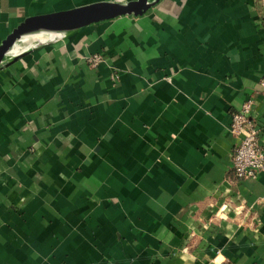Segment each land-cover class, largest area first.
I'll return each mask as SVG.
<instances>
[{
    "label": "crops",
    "instance_id": "crops-1",
    "mask_svg": "<svg viewBox=\"0 0 264 264\" xmlns=\"http://www.w3.org/2000/svg\"><path fill=\"white\" fill-rule=\"evenodd\" d=\"M93 1L0 0V41ZM263 74L264 0H158L3 66L0 264H264V170L235 176L229 130L252 97L264 149Z\"/></svg>",
    "mask_w": 264,
    "mask_h": 264
},
{
    "label": "water",
    "instance_id": "water-1",
    "mask_svg": "<svg viewBox=\"0 0 264 264\" xmlns=\"http://www.w3.org/2000/svg\"><path fill=\"white\" fill-rule=\"evenodd\" d=\"M158 0H102L93 1L51 12L33 14L24 17L0 41V69L6 64L23 56L40 40L39 33H64L92 22L124 14H142ZM30 38L31 40H25ZM44 41V40H43ZM18 44V50L6 58V53Z\"/></svg>",
    "mask_w": 264,
    "mask_h": 264
},
{
    "label": "built area",
    "instance_id": "built-area-1",
    "mask_svg": "<svg viewBox=\"0 0 264 264\" xmlns=\"http://www.w3.org/2000/svg\"><path fill=\"white\" fill-rule=\"evenodd\" d=\"M100 58L92 56L93 63ZM261 94L264 98V74L260 77ZM252 97L241 102L238 110L232 114L229 130L236 138L232 154V165L237 178H250L264 170V149L260 146L258 126L251 115Z\"/></svg>",
    "mask_w": 264,
    "mask_h": 264
},
{
    "label": "bare ground",
    "instance_id": "bare-ground-1",
    "mask_svg": "<svg viewBox=\"0 0 264 264\" xmlns=\"http://www.w3.org/2000/svg\"><path fill=\"white\" fill-rule=\"evenodd\" d=\"M55 35H58V33L57 32L56 33L55 32H53V33H39L36 35L35 38H37V40L43 41V40H46L47 38L55 36ZM25 40H31V39L25 38Z\"/></svg>",
    "mask_w": 264,
    "mask_h": 264
}]
</instances>
